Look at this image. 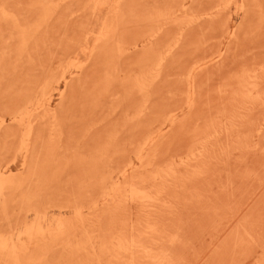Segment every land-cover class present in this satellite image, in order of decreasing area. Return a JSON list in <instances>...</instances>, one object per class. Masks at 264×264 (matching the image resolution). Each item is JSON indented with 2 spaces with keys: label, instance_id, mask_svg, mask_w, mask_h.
<instances>
[{
  "label": "rangeland",
  "instance_id": "rangeland-1",
  "mask_svg": "<svg viewBox=\"0 0 264 264\" xmlns=\"http://www.w3.org/2000/svg\"><path fill=\"white\" fill-rule=\"evenodd\" d=\"M0 264H264V0H0Z\"/></svg>",
  "mask_w": 264,
  "mask_h": 264
},
{
  "label": "bare ground",
  "instance_id": "bare-ground-1",
  "mask_svg": "<svg viewBox=\"0 0 264 264\" xmlns=\"http://www.w3.org/2000/svg\"><path fill=\"white\" fill-rule=\"evenodd\" d=\"M95 5V4H94ZM241 7V6H240Z\"/></svg>",
  "mask_w": 264,
  "mask_h": 264
}]
</instances>
